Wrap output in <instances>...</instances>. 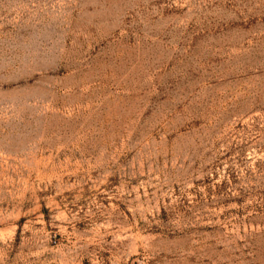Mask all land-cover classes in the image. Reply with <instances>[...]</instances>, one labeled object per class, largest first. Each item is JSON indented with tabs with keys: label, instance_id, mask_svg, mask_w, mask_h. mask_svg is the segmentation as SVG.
<instances>
[{
	"label": "rangeland",
	"instance_id": "obj_1",
	"mask_svg": "<svg viewBox=\"0 0 264 264\" xmlns=\"http://www.w3.org/2000/svg\"><path fill=\"white\" fill-rule=\"evenodd\" d=\"M0 264H264V0H0Z\"/></svg>",
	"mask_w": 264,
	"mask_h": 264
}]
</instances>
